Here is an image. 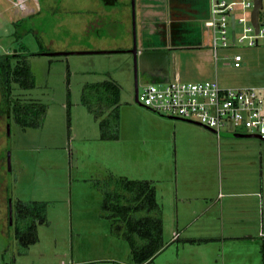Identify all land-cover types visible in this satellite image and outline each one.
Masks as SVG:
<instances>
[{"label":"rangeland","instance_id":"1","mask_svg":"<svg viewBox=\"0 0 264 264\" xmlns=\"http://www.w3.org/2000/svg\"><path fill=\"white\" fill-rule=\"evenodd\" d=\"M15 1L0 0V54L31 55L35 87L14 85L13 91L23 102L44 105L46 113L40 127L26 130L0 115V264H134L129 244L114 237L112 221L101 216L104 197L97 184L110 176L154 182L169 244L154 264H264L263 199L229 200L227 188L220 187L222 181L264 179V142L230 133L218 136L143 108L135 101L130 54L43 55L119 51L120 40H103L94 33L91 0H29L35 12L27 15L15 14ZM204 1L210 13L211 0ZM234 14L241 17L239 6ZM102 28L107 33L117 29L105 23ZM242 33L238 25V37ZM137 36L140 44V30ZM183 52H174L178 57L172 58L171 69L178 70L184 83L264 86V39L255 47L219 48L217 60L213 53L203 59ZM236 55L244 59L240 69L233 65ZM107 80L122 88L117 140H102L99 122L84 103L87 86ZM145 84L140 76L139 89ZM204 183L212 186L214 200L202 199ZM10 202L13 211L18 202L46 206L47 224L39 226V241L26 253L20 254L10 226ZM247 203L253 208L244 207ZM191 238L211 240L187 242Z\"/></svg>","mask_w":264,"mask_h":264},{"label":"trees","instance_id":"2","mask_svg":"<svg viewBox=\"0 0 264 264\" xmlns=\"http://www.w3.org/2000/svg\"><path fill=\"white\" fill-rule=\"evenodd\" d=\"M30 56L18 51L0 54V115L13 119L23 130L40 127L46 113L44 105L23 102L13 91L14 85L22 90L35 87ZM87 88L84 103L99 122L102 140H117L121 86L107 80ZM97 188L104 197L101 216L112 221L114 237L129 244L134 264H153L169 247L164 239L163 212L154 183L110 176ZM44 224H47L44 204L18 202L13 228L20 254L39 241L38 228Z\"/></svg>","mask_w":264,"mask_h":264},{"label":"built area","instance_id":"3","mask_svg":"<svg viewBox=\"0 0 264 264\" xmlns=\"http://www.w3.org/2000/svg\"><path fill=\"white\" fill-rule=\"evenodd\" d=\"M28 1L16 0L15 13L33 14L35 11L28 7ZM254 4L255 0H240L238 3L212 0V18L206 23V27L211 30L212 49L216 59L219 48L227 49L237 44L255 47L264 39V22H261V16L258 33L252 24ZM237 6L241 8L240 18L234 14ZM238 25L243 32L240 37L237 35ZM242 62L241 55L234 56V68H242ZM138 102L158 115L199 124L216 132L218 136L222 133L251 135L264 142V86L224 88L217 80L184 83L175 78L168 83L145 84L139 89Z\"/></svg>","mask_w":264,"mask_h":264},{"label":"crops","instance_id":"4","mask_svg":"<svg viewBox=\"0 0 264 264\" xmlns=\"http://www.w3.org/2000/svg\"><path fill=\"white\" fill-rule=\"evenodd\" d=\"M91 2L95 9L91 10L94 17H92L90 21V24H96L94 33L101 36L103 40H120L121 43L115 47L118 48V50H130L133 46L131 0H91ZM136 5V28L137 33L139 30L141 32V43L139 44L137 41L138 48L142 51H170V80L180 78L178 70L176 69L172 72L171 69L172 58L174 56V58L178 57V55L174 54L175 51L181 50V52L184 51L183 53H185V51H192L203 57V59H209L212 53L214 55L211 30L206 27V23L211 20H208V18H212V11L210 12L211 14L207 12V4L204 0H137ZM104 23L112 27L115 26L117 29L107 33L108 29L104 31L102 28ZM203 29L207 32V40L204 37V33H201ZM156 79L159 81L160 77L156 76ZM144 82L146 81L144 80ZM157 84L161 83L157 82ZM143 181L153 182L152 180ZM215 185L217 186V183H215ZM223 185L224 182H220L221 188H227V192L225 193L229 200L240 197H243L246 201L248 199L249 201L263 199L264 206V179L259 183L258 180L255 182L251 178H245L242 179L241 182L235 183L234 181H229L226 182L224 186ZM209 187L211 190L212 186L204 183V188L202 187L201 189V196L205 201L214 200L209 195ZM238 187H240L239 190ZM221 188L219 189V196L222 195ZM206 207L207 209H211V205L209 206V204ZM244 207H248V209L253 208V206L248 203L245 204ZM249 212L254 213L255 211L251 210ZM200 240L210 241L211 238H191L188 239L187 242ZM166 243L168 244V242ZM158 257L154 260L153 264L159 259ZM165 264H169V262ZM184 264L193 263L186 262Z\"/></svg>","mask_w":264,"mask_h":264},{"label":"water","instance_id":"5","mask_svg":"<svg viewBox=\"0 0 264 264\" xmlns=\"http://www.w3.org/2000/svg\"><path fill=\"white\" fill-rule=\"evenodd\" d=\"M131 7H132V28H133V48L130 50H119V51H91V52H57V53H46L43 55L46 56H53V57H60V56H69V55H102V54H119V53H127L133 56V63H134V76H135V101L137 104L142 106L138 102V92H139V80L140 76H143L145 74H150L153 76L160 77V80H154L150 81L149 84H154L157 82L160 83H168L170 82V51H139L138 48V42H137V28H136V0H131ZM264 9V0H255L254 9L252 12V24L256 29V32L258 33L260 28V16L261 11ZM235 28V21L234 16L232 17V29ZM235 37V33L233 32V39ZM143 107V106H142ZM144 108V107H143ZM147 109V108H145ZM149 110V109H147ZM151 111V110H149ZM152 112V111H151ZM154 113V112H152ZM155 115L167 119V120H174V121H181L186 122L190 124H194L197 126H200L199 124L188 122L179 118H172V117H166L161 116L156 113ZM8 121L10 119L8 118ZM202 127V126H201ZM207 129V128H205ZM209 130V129H207ZM10 131V126H8V133ZM216 134V132L209 130ZM220 136H223L221 134ZM229 136H233L234 138L238 139H260L256 136L251 135H242V134H229ZM8 166L9 170H11V158L10 154L8 155ZM9 220H10V226H13L14 222V211H13V205L12 202H10V209H9Z\"/></svg>","mask_w":264,"mask_h":264},{"label":"flooded vegetation","instance_id":"6","mask_svg":"<svg viewBox=\"0 0 264 264\" xmlns=\"http://www.w3.org/2000/svg\"><path fill=\"white\" fill-rule=\"evenodd\" d=\"M132 48H133V46H132ZM131 48V49H132ZM139 51H142V50H140L139 49ZM132 56V55H131ZM133 57V56H132ZM142 77V79H144L145 81H146V84H149V82L150 81H154V80H157L156 79V76H153V75H150V74H145V75H143V76H141Z\"/></svg>","mask_w":264,"mask_h":264}]
</instances>
